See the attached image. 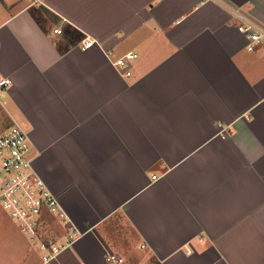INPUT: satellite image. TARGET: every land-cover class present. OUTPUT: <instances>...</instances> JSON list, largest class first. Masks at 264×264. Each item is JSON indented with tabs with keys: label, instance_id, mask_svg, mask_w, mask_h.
Instances as JSON below:
<instances>
[{
	"label": "crops",
	"instance_id": "obj_1",
	"mask_svg": "<svg viewBox=\"0 0 264 264\" xmlns=\"http://www.w3.org/2000/svg\"><path fill=\"white\" fill-rule=\"evenodd\" d=\"M228 7L264 27V0H0V118L70 221L50 264H264V51Z\"/></svg>",
	"mask_w": 264,
	"mask_h": 264
},
{
	"label": "built area",
	"instance_id": "obj_2",
	"mask_svg": "<svg viewBox=\"0 0 264 264\" xmlns=\"http://www.w3.org/2000/svg\"><path fill=\"white\" fill-rule=\"evenodd\" d=\"M227 10L237 20V32L247 41L246 51H264V27L239 8L228 7ZM51 29L57 35L62 34L57 25H53ZM94 44V40L85 39L83 48H90ZM111 55V52H106L110 64L124 77H130V66L137 59V54L128 53L115 60H110ZM9 84V79L0 80L1 87ZM32 162L27 136L19 126L11 125L0 132V206L16 222L21 233L38 245L42 254L41 264H50L73 239L67 238L63 243L55 240L42 242L38 236L49 228L47 220L50 218L68 225L70 221L56 197L35 173ZM106 261L110 264L122 263V259L113 254H108Z\"/></svg>",
	"mask_w": 264,
	"mask_h": 264
},
{
	"label": "rangeland",
	"instance_id": "obj_3",
	"mask_svg": "<svg viewBox=\"0 0 264 264\" xmlns=\"http://www.w3.org/2000/svg\"><path fill=\"white\" fill-rule=\"evenodd\" d=\"M5 126L6 122L2 121V119L0 118V132H3L4 128H6ZM47 223L51 228L54 226L58 228V230L60 231V234H58L59 236H63V234L66 232V228L64 226H68V224H62L53 218L48 219ZM48 229H46L45 232L42 231L40 236H38V238H40V241L48 242L55 240L51 234V231ZM55 241L57 242V240ZM22 245L30 247L31 249H37L41 253L38 245L30 241L23 235V233H21L16 222L13 221L0 206V264H9L8 262H10L14 257L15 251L18 248L22 247Z\"/></svg>",
	"mask_w": 264,
	"mask_h": 264
}]
</instances>
